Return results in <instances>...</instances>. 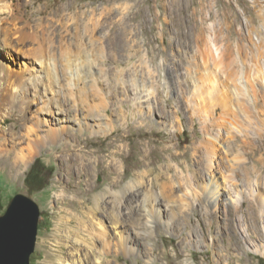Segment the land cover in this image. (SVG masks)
I'll return each instance as SVG.
<instances>
[{
	"label": "rangeland",
	"instance_id": "rangeland-1",
	"mask_svg": "<svg viewBox=\"0 0 264 264\" xmlns=\"http://www.w3.org/2000/svg\"><path fill=\"white\" fill-rule=\"evenodd\" d=\"M37 10L46 11L41 17L51 34L67 27L58 20L79 22L89 68L81 78L87 81L89 103L128 105L118 114L110 108L111 117H103L101 127L122 125L128 118L133 129L125 124L113 136H100L97 115L81 126L75 107L69 124L63 102L62 108L49 110L40 103L28 111L30 127L70 128L66 135L84 132L78 139L49 141L27 164L11 159L13 172L0 160V215L17 195L30 197L40 208L31 264H43L52 252L43 243L54 244L61 210L67 207L64 193L79 192L77 201L91 205L117 194L107 180L115 171L106 167L95 173L89 186L86 171H79L81 161L74 160L109 155L115 150L109 144L124 133L127 138L117 143L123 155L116 158L123 189L155 170L145 176L146 188L154 193L163 188L178 207L184 186L169 183L167 176L184 182L195 172L196 193L174 219L165 215L169 227L152 223L144 229L141 212L140 222L131 223L138 228L130 245L135 250L112 251L109 264H264V0H33L29 11ZM9 116L0 115V158L6 149L29 153L27 129L11 137L23 123ZM65 162L74 164V175H64ZM128 192L136 193L137 187ZM77 207L75 202L69 208Z\"/></svg>",
	"mask_w": 264,
	"mask_h": 264
},
{
	"label": "bare ground",
	"instance_id": "bare-ground-1",
	"mask_svg": "<svg viewBox=\"0 0 264 264\" xmlns=\"http://www.w3.org/2000/svg\"><path fill=\"white\" fill-rule=\"evenodd\" d=\"M32 2L33 0H0V115L10 114V116L21 119L23 123L20 126L21 129L10 132L11 137H18L22 129H27V136L30 138L28 143L29 153L27 155L18 153L14 155L7 149L5 152L1 150L0 160L2 166L4 165L11 172L15 171L11 159L14 160L13 164L25 163L36 154L37 150L43 151L44 148L50 146L49 141L61 142L69 137L78 139L79 134L84 133L79 130L75 134L66 135V130L70 132V128L42 130L41 126H28L32 119L29 117L28 111L32 110L33 106H39L40 103L50 110L55 106L62 108L61 103L63 102V105L68 107L65 112L68 115L67 123L69 124L73 121L71 113L75 107L78 109H75L78 112L76 116L81 126L87 124L89 118L97 115V118H99L97 120L100 123L99 127L102 129L100 136H113L123 129L125 124L128 126L127 129H133L128 124V118L122 125L111 123L107 127H101L102 118L111 117L110 108H115L114 111L118 114L121 109H126L125 106L128 107V105H123L121 102L113 104H107L106 102L89 103L88 90H85L88 86L87 81L81 78V76L84 77L88 74L87 69L89 68H87L88 59L84 53L85 49L79 43V41H82L79 22H76L77 27L73 28L72 26L76 24L74 19H68L67 23L56 20L58 23L60 22L61 26L63 25V28L66 25L67 27L62 32L57 30L53 32L54 34H51L41 17L46 11L30 12L29 7ZM52 15L59 17L56 12H52ZM77 30L78 32L75 33ZM73 40H76V42L74 43ZM23 60L24 62H22ZM25 60L29 61V65L26 64ZM80 67L84 69V73L81 72ZM93 91H96V88L93 87ZM158 106L160 107V104ZM136 109H140V107L136 106ZM150 109L155 110L151 105ZM140 119L143 124L149 127V121L142 117ZM2 122L0 121V127ZM145 125H143L144 128H147ZM222 125L226 127L224 121ZM148 131L146 132L149 133L150 131ZM146 132L144 130V133ZM125 134L119 135L121 137H117L109 144V149L115 148L109 155H96L95 158L89 157L87 159L77 157L74 160L75 164L81 161L78 163L80 164L79 171H86L87 185L91 184L92 179L95 178V173L99 174L106 167L115 171L116 176H112L110 171L107 180L110 181L113 189L118 188L119 191H117V194L108 193L110 196L105 195L102 200H96L93 205L89 203V200L77 201L80 197L79 192L73 191L72 197L64 193L62 199L67 203V207L61 210L60 221L53 235L54 244L50 242L43 243V248L52 251L47 255V260L43 264H109L107 257L112 251L131 252L135 250L130 245L133 241V232L138 228H135L131 223L140 222V220L137 221L136 217L141 212L144 213L142 216L145 217L142 227L151 229L152 223L156 224V228L159 224L169 227L171 220H162L165 215L169 217L172 215L171 219H174L178 213L190 207L191 203L188 197L191 193L195 197L196 193L195 181L197 180L195 179V172H193L192 177H184L182 179L184 182L178 181L175 178L176 176H167L169 183L174 185L178 183V186H184L182 190L178 191V207L174 206V202L171 201L173 197L163 188L158 193L146 188L145 176L153 175L156 172L155 170H152L153 172H143L141 174L142 178L136 184H132L128 190L123 189L124 175L120 174L116 158L123 155L122 146H118L117 143L127 138ZM80 151L81 153L85 152L83 148ZM85 155L89 156L88 153ZM107 159H110L111 162L105 165ZM206 159L211 162L210 155L206 156ZM95 166L96 171L94 172ZM166 167H170V165ZM74 169V164H63L64 175H74ZM82 177H79V183H82ZM160 177V175L156 176L154 183L150 184L154 185ZM89 186L88 188H90ZM135 187H137L136 193L128 192ZM75 202H78L79 207L71 210V205ZM145 234L149 236L147 232ZM115 238L116 243L113 242Z\"/></svg>",
	"mask_w": 264,
	"mask_h": 264
},
{
	"label": "water",
	"instance_id": "water-1",
	"mask_svg": "<svg viewBox=\"0 0 264 264\" xmlns=\"http://www.w3.org/2000/svg\"><path fill=\"white\" fill-rule=\"evenodd\" d=\"M41 212L38 204L17 195L0 215V264H31Z\"/></svg>",
	"mask_w": 264,
	"mask_h": 264
}]
</instances>
